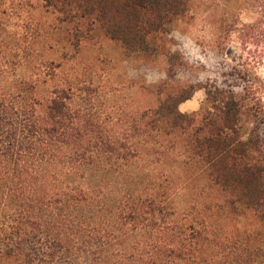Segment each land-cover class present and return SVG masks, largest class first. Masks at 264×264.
Masks as SVG:
<instances>
[{
  "label": "trees",
  "instance_id": "obj_1",
  "mask_svg": "<svg viewBox=\"0 0 264 264\" xmlns=\"http://www.w3.org/2000/svg\"><path fill=\"white\" fill-rule=\"evenodd\" d=\"M189 11L0 0V264H264V149L243 95L160 89L155 107L105 116L93 81L62 78L97 35L126 57L166 54L176 76L164 39ZM198 89L206 109L182 112Z\"/></svg>",
  "mask_w": 264,
  "mask_h": 264
},
{
  "label": "rangeland",
  "instance_id": "obj_2",
  "mask_svg": "<svg viewBox=\"0 0 264 264\" xmlns=\"http://www.w3.org/2000/svg\"><path fill=\"white\" fill-rule=\"evenodd\" d=\"M189 4L188 15L164 39L167 50L178 52L183 60L175 68L176 76L168 74L166 54L156 59L126 57L117 43L97 35L79 59L64 66L62 78L75 84L93 81V103L105 116L114 104L128 111L155 107L160 89L217 85L234 90L248 106L244 132L257 126L264 149V0H189ZM25 71L21 69L19 76ZM206 107L205 90L198 89L180 110L193 113ZM82 263L88 261L68 259L55 264Z\"/></svg>",
  "mask_w": 264,
  "mask_h": 264
},
{
  "label": "crops",
  "instance_id": "obj_3",
  "mask_svg": "<svg viewBox=\"0 0 264 264\" xmlns=\"http://www.w3.org/2000/svg\"><path fill=\"white\" fill-rule=\"evenodd\" d=\"M188 101H189V100H188ZM186 102H187V101H186ZM186 102H185V103H186ZM185 103H182L181 105H184ZM181 105H180V106H181Z\"/></svg>",
  "mask_w": 264,
  "mask_h": 264
}]
</instances>
